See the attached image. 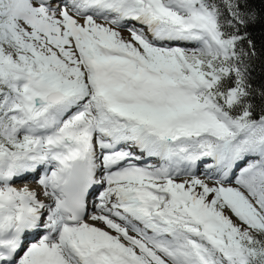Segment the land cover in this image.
Listing matches in <instances>:
<instances>
[{
  "label": "snow or ice",
  "instance_id": "1",
  "mask_svg": "<svg viewBox=\"0 0 264 264\" xmlns=\"http://www.w3.org/2000/svg\"><path fill=\"white\" fill-rule=\"evenodd\" d=\"M0 264H264V0H0Z\"/></svg>",
  "mask_w": 264,
  "mask_h": 264
}]
</instances>
